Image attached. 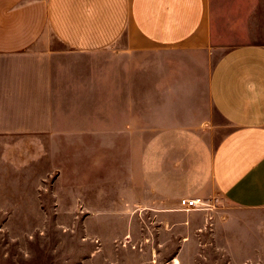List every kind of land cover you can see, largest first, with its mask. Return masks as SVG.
I'll list each match as a JSON object with an SVG mask.
<instances>
[{
    "label": "crops",
    "instance_id": "1",
    "mask_svg": "<svg viewBox=\"0 0 264 264\" xmlns=\"http://www.w3.org/2000/svg\"><path fill=\"white\" fill-rule=\"evenodd\" d=\"M221 3L0 0V138L49 141L46 177L101 216L131 207L160 234L202 235L217 209L232 261H264V44L225 52L203 89L196 72ZM228 14L264 16V0H230Z\"/></svg>",
    "mask_w": 264,
    "mask_h": 264
},
{
    "label": "rangeland",
    "instance_id": "2",
    "mask_svg": "<svg viewBox=\"0 0 264 264\" xmlns=\"http://www.w3.org/2000/svg\"><path fill=\"white\" fill-rule=\"evenodd\" d=\"M229 9L230 0H222L213 26L214 49L205 56V66L196 68L201 89L225 52L239 44H264V16L229 17ZM244 19L246 25L236 26ZM48 143L0 138V264H264L244 257L233 262L226 254V232L212 223L221 219L217 209L202 235L188 227L160 234L159 219L136 215L131 207L112 215L110 202L102 206L109 214L99 215L97 203L86 206L65 192L73 189L58 187L57 172L46 177ZM29 158L37 160L31 171ZM57 193H64L63 202ZM219 200L215 206L223 209ZM200 213L205 219L207 211ZM184 236L191 241L184 243Z\"/></svg>",
    "mask_w": 264,
    "mask_h": 264
},
{
    "label": "built area",
    "instance_id": "3",
    "mask_svg": "<svg viewBox=\"0 0 264 264\" xmlns=\"http://www.w3.org/2000/svg\"><path fill=\"white\" fill-rule=\"evenodd\" d=\"M181 208L185 211L194 210L195 208L198 209H206V203L202 201L201 199L193 198H182L180 200Z\"/></svg>",
    "mask_w": 264,
    "mask_h": 264
},
{
    "label": "bare ground",
    "instance_id": "4",
    "mask_svg": "<svg viewBox=\"0 0 264 264\" xmlns=\"http://www.w3.org/2000/svg\"><path fill=\"white\" fill-rule=\"evenodd\" d=\"M177 261V260H176ZM176 264H178V261L176 262Z\"/></svg>",
    "mask_w": 264,
    "mask_h": 264
}]
</instances>
